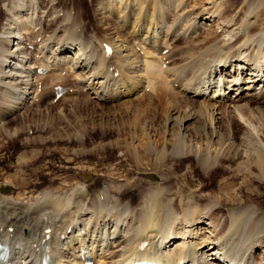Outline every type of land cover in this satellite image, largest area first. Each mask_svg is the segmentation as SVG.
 <instances>
[{"label": "rangeland", "instance_id": "obj_1", "mask_svg": "<svg viewBox=\"0 0 264 264\" xmlns=\"http://www.w3.org/2000/svg\"><path fill=\"white\" fill-rule=\"evenodd\" d=\"M16 5L17 7L18 5L22 6L17 8ZM188 8H191V11ZM219 8H223L222 15L226 17L225 24H223L225 27L206 26L198 31V37H192L190 31L186 33L185 38L183 35H178L183 29L189 27V23L194 22V17L203 20L199 13L213 11V9L218 12ZM65 13H67V21L77 20L80 23L79 30L84 32L83 36L86 40L91 39V42L93 40L92 44L98 48V55L102 56L104 53L102 44L107 42L108 45L112 44L114 56L112 55L113 60L111 57L110 64L115 63L113 66L121 64L120 61L123 59L121 55L127 54V51L122 50L126 49L129 44V47L131 46L129 52L132 53L133 50L139 55H144L142 51L145 50L146 52L147 42L153 41L151 35H155L162 37L161 39L166 38L163 39L160 47L158 45L156 46L157 49L154 50L158 51L161 48L169 51L168 64L164 68L167 70L175 64L176 59L174 58L178 57V55L174 57L170 55L176 47L185 50L184 58L205 51L207 47H211L209 52L211 55L214 44L218 42L220 37H223L222 35L229 33L228 25L236 23L241 24L244 28L250 20H254L255 24L249 29V32H259L256 35L259 41H256L258 44L253 43V52L255 50L257 53L259 52V58L263 56L261 52H264V0H228V3L223 5L220 0H0V39L1 36L8 35L6 34L9 31L6 28L8 25L5 23L14 22V16L22 15L20 21L15 23L17 28L12 29L14 33L21 26L22 29H28L27 23L32 18L29 17L30 14L35 15L39 20L42 19L41 25H45L43 19L46 18L45 20L51 23V27L48 26L43 29L39 28L40 25H36L34 29L36 34L33 30H28V34L25 36L28 39L24 38L32 48L24 49L20 56L27 57L29 55L33 67L39 62L41 63L37 59L38 56H34L33 47L37 45L36 42L40 43L43 37L48 36L50 39L48 34H51V30L60 24V19L63 18V22L66 23L64 20L66 19V17L64 18ZM206 14L204 13V15ZM128 21H131L129 27H127ZM140 26L143 27V31L142 35L139 36L135 34L134 28L137 29ZM224 28L227 29L228 33L223 30ZM60 30L59 33L62 32L65 35L62 27ZM175 32L179 37L177 41L174 38L171 39V35H169ZM37 34H39V38L37 37L36 40ZM86 35H89L90 38ZM148 35L147 42H144V37ZM228 35L232 37L233 34L229 33ZM206 36L210 37L206 42L195 44L198 38L201 39ZM3 39L5 47H11L9 42L5 41V37ZM49 39L48 41L51 40ZM131 39H134L135 42ZM116 45L119 47L117 48ZM121 46L122 48H120ZM103 49H106L104 45ZM161 49L156 54L157 58L160 56ZM116 52L123 54L119 55ZM209 55L205 56L206 63L219 58L217 56L211 58ZM116 56L120 57L119 62L114 59L117 58ZM205 57L203 55L204 59ZM260 60L262 61L263 57ZM119 65L116 68L119 69ZM64 73L67 74L64 75V78L67 77L65 79H54L56 81L53 80L51 83L48 78V84L45 85V89L48 87V94L45 93L46 96L41 100L37 97L34 103L27 102L24 105V102L20 104L22 106L20 109L18 108L17 112L8 117L1 116L4 117V120L0 123V130L2 131H0V181L7 175L9 178L16 177L15 179L19 180L22 186L15 188L13 193L16 194L22 189L23 194L21 193V195L24 196L21 198L25 197L32 203L38 200V194L42 191L58 190L54 192L61 195V192L64 193V190L68 188L75 190L77 200L82 199L83 203H88L93 196L87 195V192L98 191L104 185V178L111 176L114 187L111 189L108 198L103 196L102 202L99 203L98 201V207H102V203L106 202L104 212L111 211L114 214L120 209V215L117 214L116 216L123 218L126 212H124L125 210L122 211L123 206L117 202L118 195L116 193L128 188L122 204L128 200L132 201L131 204H137L141 194L137 191L134 193L132 186H137V190L142 191V193L147 189L156 190V186L162 187L163 179L160 180L159 176H163L167 180L165 185H167L168 192L172 193L174 198L173 203L175 205L172 204L174 214L182 215L185 207L196 206L200 208L209 203L210 200L224 202L220 212L226 215L231 214L230 210L235 207H239L241 210L247 209L246 213L243 214L242 223L234 222V227L231 228H235L236 225L240 227L236 226L238 229L235 228V230L230 231V234L228 233L230 244L236 246L241 254H246V258L251 261L255 258L256 260L264 258V254L259 253V249L256 250L258 254L256 253L257 255L253 259H251V254H248L252 242H259L258 240H260V243L264 244V170H260L257 165H250L254 162L252 156H256L260 152L264 153V95L257 102L251 101L250 105H247L246 98L238 100L239 98L235 97L236 92H233L235 89H230L226 99L210 100V95L207 101H198L197 103V101H193L192 92L183 90L180 82L174 83L173 78L167 77L168 73H166L167 75L164 73L166 76L160 77L166 91L162 92L158 86H155L158 90H154L152 88L154 86H152L136 95L132 94L133 96L128 102L124 100L115 101L114 98H108V93L103 92L95 96L90 89L84 90L86 86L84 88L81 83L77 84L75 79L79 78L77 75L79 70L76 71L75 69L74 71L69 68ZM34 76L36 75L34 74ZM225 80H231V76L226 77ZM57 82L73 87L74 91L66 94L65 98L54 102L52 101L53 98L51 99L54 96L52 90L53 85ZM97 85L99 84L97 83ZM211 88H208L207 91H211ZM9 99L10 94L4 100L8 102ZM192 107L196 108V114L198 113L190 121L191 126L188 128V138H191L192 141H188L186 138V141L177 149L174 143L177 139L176 133L179 123H175L174 127L171 128L167 118L173 112L182 115ZM5 129H11V131L19 129V133L10 135ZM248 131L250 134L246 139L247 142H243L244 133ZM204 140L205 142L211 141L208 145H212L208 155L209 162H214V159L222 162L216 163V167L210 172L206 171L208 163L205 162L201 166V161L197 156V148L200 149L207 145L203 142ZM221 143L225 145V148H221L223 147ZM20 154H23L24 159L26 158L25 164L20 165L17 162ZM217 155L219 157H216ZM146 173L153 175L147 176ZM82 187L87 188L88 191L86 189L82 191ZM202 188L205 189V192H213L214 195L199 196L200 199L198 194ZM33 192L34 195L32 196ZM229 198L232 199V202L227 200ZM233 201H237V203H233ZM217 214L219 213L217 212ZM179 216L178 219L181 220L182 218ZM229 219L231 217L228 216L224 220L226 224L224 221L222 222L224 228L221 232L227 229V225H231ZM257 224L259 225L257 226ZM251 236L252 238H250ZM248 239L251 241L249 240L247 243ZM233 241L237 242L234 243ZM251 261L247 264H252Z\"/></svg>", "mask_w": 264, "mask_h": 264}, {"label": "bare ground", "instance_id": "obj_2", "mask_svg": "<svg viewBox=\"0 0 264 264\" xmlns=\"http://www.w3.org/2000/svg\"><path fill=\"white\" fill-rule=\"evenodd\" d=\"M220 1L222 5L228 3V0ZM21 6L22 5H18V7ZM217 11L219 13L214 9L213 11L199 13L203 20L194 17V22L192 21L193 23H189V27L183 29L178 35H183V38H185L186 33L190 31L192 33L191 35H193L192 37H198V31L204 29L206 26L217 25L219 28L223 27V24H225L226 21V17L222 15L223 8H219ZM186 12L188 11L186 10ZM204 13L207 14L204 15ZM33 14H30L29 16L32 18L27 23L28 29L25 28V26V29H22L21 26L17 31L15 30V33L13 32L12 29L17 26L15 25L16 21L19 22V19L22 18V15L20 14L14 16V22L5 23V25H8L6 28L9 31L6 32L8 35L4 37L6 39L5 41H8L11 47H5V43H3L4 37L1 36L0 117H8L17 112L18 108L20 109L22 106L20 104L24 102V105L27 104V102L31 103V100L37 96V87L32 86L31 81L35 72L37 75L36 70L39 67L36 65L33 66L35 72L32 71L33 62L30 61V57H28L29 55L25 57L20 56V54L24 49H27L28 45L30 46V44H27L24 40V38L28 39L25 37L28 34V30H33L34 32L36 25H40L41 27L39 28L46 29L51 23H49L48 20H45V18L43 19L45 25H41L40 21L42 19L39 20ZM66 14L67 13L64 14V18L66 17V19H64L66 23L63 22V18L60 19V24L51 30V34H48L50 35L51 40L48 36L43 37L40 43L36 42L37 45H35V49L33 50L34 56L39 55L40 61L42 62L41 65H45L47 67L46 69H49L52 72H48L47 75L41 76V78L44 79L43 81L45 85L48 84V78L51 80V83L54 79L61 78L65 71L64 69L68 67V69L70 68L74 71L75 69L76 71L79 70V73L77 74L79 78L75 79V81L77 80V84L81 83L84 88L86 86V88L88 90L90 89L95 96L100 95V93L103 92L108 93V98H114L115 101L124 100L125 102H128L133 95L143 92L145 91L144 89L152 86H154L152 87L154 90H158V88H155V86H158L162 92H164V90L166 91L162 85L163 81L161 80L162 75L166 76V73H168L167 77L170 76L173 78L172 80L174 83L180 82L183 90L192 92L191 96L194 98L193 101H197V103L198 101H207L210 95V100L226 99L230 89H235L233 92H236L235 97L239 98L238 100L246 98L247 103H245L247 105H250L251 101L257 102L262 99L264 95V52H261V55H263L261 58H259V52L257 53L256 50L253 52V43L259 41V38L256 37L259 32H249V29L254 27V20H248L249 22L244 28L241 24L236 23L228 25V32L233 34L232 37H229L227 29L224 28L223 30L228 34L226 33L227 35H222L223 37H220L218 42L214 44L211 55H209L211 47H207L205 51H201L198 54H191L184 58L183 53L185 50L176 47L170 55L173 57L178 55V57L174 58L176 59L175 64L167 70L164 69L162 64H159V57H156L158 51L154 50L157 49L156 46L159 45L158 47H160L164 38L161 39L162 37L160 38V36L151 35L153 41L147 42L149 35L144 37V42H147V49L145 48L147 53L145 50L142 51V53L144 52V55H139L133 50L132 53L129 52L128 50H130L131 46L129 47L130 44H125L128 47L121 50L125 52L127 51L126 55H121L123 53L119 54V51L116 50L118 51L116 54L121 55V58H123L122 60L117 56V58H114L117 59V61L118 59L119 61L121 60V71L116 75L115 71L111 72L109 67H105V65L110 64V59L106 60V58H109L105 52L106 49H103V57L98 55V48L93 46V40L91 42V39H88L90 38V34L86 35L88 37V40H86L83 36L84 32L79 30V27H81L80 23H78L77 20H73L72 22L70 20L67 21L68 17ZM187 21L189 22V19ZM127 23V27H129L131 21H128ZM60 27L64 30L65 35H63L62 32L59 33L61 31ZM142 31V26L137 29L134 28L136 35H142ZM39 34L35 36L36 40ZM169 35H171V39L174 38L176 41L179 38L177 37L178 35H176V32L173 34L170 33ZM209 38L210 37L208 36L201 39L198 38L195 44H202ZM48 39L50 41H48ZM132 41H134V39ZM252 45L253 47H251ZM118 47L119 46H117V48ZM120 48H122V46ZM161 50L163 51L164 49ZM168 53L169 51L167 52V56ZM203 55L204 57L209 55L211 58L217 56V58L219 57L220 59H213L206 63L207 59L206 57L204 59ZM262 57L263 60L261 61L260 59H262ZM130 59H132L131 62ZM111 60H113V57ZM113 64L115 65V63ZM113 64H110V66ZM189 74H191V76H189ZM229 76H231V80H225L226 77ZM97 83L99 85H97ZM215 83L217 85L213 86L212 84ZM72 85L74 84L72 83ZM210 87H212L211 91L208 92L207 89ZM52 91L54 96H52L51 99L56 95L55 88ZM8 93L10 94V99L8 101L10 103L4 100L7 99L9 95ZM45 93L48 94V87L43 93H41L42 98L46 96ZM75 96L77 97V95ZM121 96L124 97L121 98ZM61 99H63V97L60 98V100ZM195 109L193 107L191 109L189 108V110H185L186 112L182 115L173 112L167 118L168 125L171 124V128L174 127L175 123H179L178 132L176 133L177 139L174 143L177 149H179L181 147L180 145L186 141V138L188 141H192L191 138H188V128L191 126L190 121H192V119L198 114H196ZM4 117L0 118V123H2ZM5 130L10 135L19 133V129H13L12 131L11 129ZM249 134L250 131L244 133L245 138L242 140L243 142H247L246 139ZM203 142H205V140ZM209 142H205L207 143L205 147L202 146L200 149L197 148V156H199L201 166L205 164V162L206 164L208 163L206 168L207 172H210V170L216 167V163L219 162V160L216 159H214V162L212 161L213 163L209 162L208 155L212 147V145H208ZM221 148H225V145L223 144V147ZM216 157L219 156L217 155ZM251 158L254 159L253 163L249 162L251 166L257 165L260 170H264V153L260 152ZM17 159V162L20 165L26 163V158L24 159L23 154ZM247 165L246 166L249 168L250 166L248 163ZM245 169L247 168L245 167ZM146 175L151 176L153 174L146 173ZM110 177L111 176H106L104 178V185L99 188L98 191L92 190L91 193L87 192L88 190L85 188L87 190V195L93 196L90 201L91 204H88L90 202L83 203L82 199V202L80 199V201L77 200L76 192L71 188L64 190V193L61 192V195L55 193L58 190H54L55 192L53 189L52 191L49 189L42 191L38 194V200H36L37 202L35 201V204L34 201V203H32L31 201L26 200L25 197V199L21 198V193L23 192L21 191L22 189L17 191L16 194L13 193L14 189L21 185V182L15 179L16 177L9 178L7 175L0 181V253H2L3 257L0 264H44L45 262L47 264H85L82 257L88 255H91V257L95 259V264H133L135 262L145 264H247L251 261L246 258V254H241L236 246L230 244L229 238L230 231L235 230L237 226L236 225L233 229L231 228L234 222L242 223L243 214L246 213L247 209L241 210L239 207H235L233 210H230L232 212L231 214L226 215L225 213L220 212L222 211V204H225L224 202L210 200L209 203L202 205L200 208L196 206H193L192 208L185 207L186 209H184L182 215L174 214L172 208V204H174L173 195L168 192L167 185H165L167 182L166 178L159 176L160 180L163 179L164 185L162 184V187L156 186V190L147 189L142 193V191L137 190V186H132L134 193L137 191L141 194L139 197L140 201L137 204H131V200L122 204L124 200L123 198H125L124 194H126V189L128 188L116 193V195H118L117 202L123 206L122 211L125 210L124 212H126L124 217L120 218L116 216L121 213L120 209L114 214L111 211L104 212V207L107 204L106 202L102 203V207H98V201L101 203L103 196L108 198L111 189L114 187V181ZM85 189L82 187V191ZM206 194L210 195L213 194V192H205V189L202 188L198 197H203ZM33 195L34 192L32 196ZM236 199L238 198L236 197ZM227 200L232 202L231 198ZM237 201H233V203H237ZM196 204H198V202ZM217 212L219 214H217ZM178 216L182 219L179 220ZM228 216L231 217V219H229L231 220V225H227V229H224L225 231L221 232L224 228L222 222ZM258 225L259 224H257V226ZM237 227L239 228L240 226L238 225ZM48 230H51V232L48 233ZM47 236H49V238L44 241ZM250 238H252V236ZM233 240L235 239L233 238ZM240 240L237 241L239 242ZM249 240L251 241V239H248L247 243ZM237 241L233 242L235 243ZM258 241L259 242H252L248 249V254H251V259H253V257L255 258L258 254L256 252L258 249L260 250L259 253L264 254V244H261L260 240ZM143 243H147L145 248L142 247ZM175 244L176 246L174 247ZM247 256L249 257V255ZM258 259L256 260L255 258L252 260V264H264V258H262V260Z\"/></svg>", "mask_w": 264, "mask_h": 264}]
</instances>
